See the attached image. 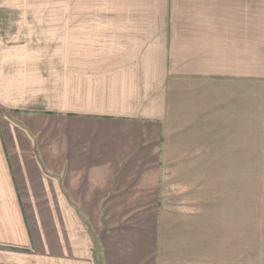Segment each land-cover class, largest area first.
Wrapping results in <instances>:
<instances>
[{"label": "crops", "instance_id": "0c3cea01", "mask_svg": "<svg viewBox=\"0 0 264 264\" xmlns=\"http://www.w3.org/2000/svg\"><path fill=\"white\" fill-rule=\"evenodd\" d=\"M35 41L0 50V264H238L251 194L238 226L205 175L264 170V0H70Z\"/></svg>", "mask_w": 264, "mask_h": 264}, {"label": "rangeland", "instance_id": "374dc122", "mask_svg": "<svg viewBox=\"0 0 264 264\" xmlns=\"http://www.w3.org/2000/svg\"><path fill=\"white\" fill-rule=\"evenodd\" d=\"M69 1L0 0V50L15 46L26 38L35 47L36 36L43 24L57 23L69 17ZM212 173L214 176L205 175L206 186L214 187V192L221 195V208L231 209L230 214L238 226L245 217L243 211L246 210L248 191L251 194L252 232L244 240V228L236 226L233 245L238 264H264V170Z\"/></svg>", "mask_w": 264, "mask_h": 264}]
</instances>
